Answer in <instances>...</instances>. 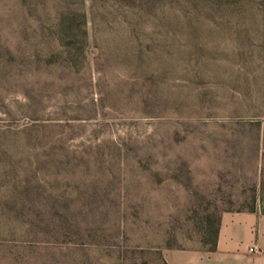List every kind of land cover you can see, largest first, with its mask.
<instances>
[{
    "label": "rangeland",
    "instance_id": "rangeland-1",
    "mask_svg": "<svg viewBox=\"0 0 264 264\" xmlns=\"http://www.w3.org/2000/svg\"><path fill=\"white\" fill-rule=\"evenodd\" d=\"M264 210V0H0V264H167Z\"/></svg>",
    "mask_w": 264,
    "mask_h": 264
},
{
    "label": "crops",
    "instance_id": "crops-1",
    "mask_svg": "<svg viewBox=\"0 0 264 264\" xmlns=\"http://www.w3.org/2000/svg\"><path fill=\"white\" fill-rule=\"evenodd\" d=\"M165 260L167 264H264V210H224L212 247L171 250Z\"/></svg>",
    "mask_w": 264,
    "mask_h": 264
},
{
    "label": "built area",
    "instance_id": "built-area-1",
    "mask_svg": "<svg viewBox=\"0 0 264 264\" xmlns=\"http://www.w3.org/2000/svg\"><path fill=\"white\" fill-rule=\"evenodd\" d=\"M249 249H250V250H254V246H250Z\"/></svg>",
    "mask_w": 264,
    "mask_h": 264
},
{
    "label": "trees",
    "instance_id": "trees-1",
    "mask_svg": "<svg viewBox=\"0 0 264 264\" xmlns=\"http://www.w3.org/2000/svg\"><path fill=\"white\" fill-rule=\"evenodd\" d=\"M215 242V241H214Z\"/></svg>",
    "mask_w": 264,
    "mask_h": 264
}]
</instances>
